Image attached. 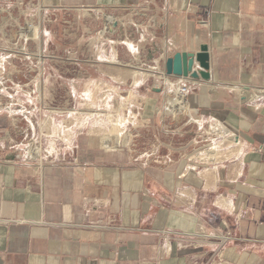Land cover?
I'll list each match as a JSON object with an SVG mask.
<instances>
[{
    "label": "crops",
    "instance_id": "crops-1",
    "mask_svg": "<svg viewBox=\"0 0 264 264\" xmlns=\"http://www.w3.org/2000/svg\"><path fill=\"white\" fill-rule=\"evenodd\" d=\"M42 6L127 11L131 39L112 58L144 70L132 91L146 99L122 123L127 143L91 118L46 119L40 81L53 74L24 56L21 88L0 102V264H264V0ZM205 43L210 79L163 75L168 56ZM183 84L189 111L171 117Z\"/></svg>",
    "mask_w": 264,
    "mask_h": 264
},
{
    "label": "rangeland",
    "instance_id": "rangeland-1",
    "mask_svg": "<svg viewBox=\"0 0 264 264\" xmlns=\"http://www.w3.org/2000/svg\"><path fill=\"white\" fill-rule=\"evenodd\" d=\"M127 13L120 7L44 9L42 0H0V102L10 101L9 86L21 88L26 71L24 56L34 55L43 62L33 66L35 72L53 74L40 81L46 119L84 122L91 118L98 126L94 130L103 132L102 136L127 143L130 135L125 132L126 125L142 119L137 113L146 99L132 91L144 70L121 65L112 58L116 51L126 50L122 44L118 48V42L131 39L132 25H120L121 21L127 23ZM152 85L162 88L164 80L147 79L145 87ZM73 87L76 96L70 94ZM164 111L176 117L189 110L174 115L166 104ZM105 123L110 125L108 129L101 126ZM36 146L40 147L33 145L31 152Z\"/></svg>",
    "mask_w": 264,
    "mask_h": 264
},
{
    "label": "water",
    "instance_id": "water-1",
    "mask_svg": "<svg viewBox=\"0 0 264 264\" xmlns=\"http://www.w3.org/2000/svg\"><path fill=\"white\" fill-rule=\"evenodd\" d=\"M211 53L209 44H202L200 50L193 51H179L172 56H168L164 62L163 75L166 78H198L210 79ZM198 61L200 68L195 67V62ZM155 91H162L161 87H154ZM250 98L248 93L241 94V100L246 101Z\"/></svg>",
    "mask_w": 264,
    "mask_h": 264
},
{
    "label": "built area",
    "instance_id": "built-area-1",
    "mask_svg": "<svg viewBox=\"0 0 264 264\" xmlns=\"http://www.w3.org/2000/svg\"><path fill=\"white\" fill-rule=\"evenodd\" d=\"M201 22H202L203 24L206 23L204 20H202ZM188 93H189V86L186 85V84H183V85H181V87L178 89V91L172 95V96L174 97L176 103H177L176 106H175L176 108H178V109L181 108V106H180V104H181L180 101L187 99V97H188ZM183 112H185V110L179 111L178 114L183 113ZM178 114H176V115H178ZM34 148H37V146L34 147Z\"/></svg>",
    "mask_w": 264,
    "mask_h": 264
},
{
    "label": "bare ground",
    "instance_id": "bare-ground-1",
    "mask_svg": "<svg viewBox=\"0 0 264 264\" xmlns=\"http://www.w3.org/2000/svg\"><path fill=\"white\" fill-rule=\"evenodd\" d=\"M180 103H181L180 104L181 108L180 109L176 108L175 106L177 103H176L174 97L169 96V98L167 100V107L169 106L170 112L173 113L174 115H176V114H178L179 111L186 109L187 105H188L187 99L180 101Z\"/></svg>",
    "mask_w": 264,
    "mask_h": 264
}]
</instances>
